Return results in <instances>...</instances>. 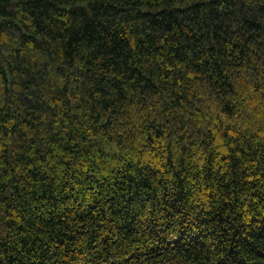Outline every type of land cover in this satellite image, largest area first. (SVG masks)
<instances>
[{"label": "trees", "instance_id": "obj_1", "mask_svg": "<svg viewBox=\"0 0 264 264\" xmlns=\"http://www.w3.org/2000/svg\"><path fill=\"white\" fill-rule=\"evenodd\" d=\"M0 264H264V0H0Z\"/></svg>", "mask_w": 264, "mask_h": 264}]
</instances>
